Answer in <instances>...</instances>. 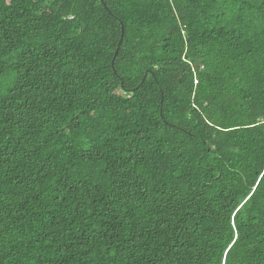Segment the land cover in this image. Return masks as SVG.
Segmentation results:
<instances>
[{"label":"trees","instance_id":"1","mask_svg":"<svg viewBox=\"0 0 264 264\" xmlns=\"http://www.w3.org/2000/svg\"><path fill=\"white\" fill-rule=\"evenodd\" d=\"M103 1L0 0V264H264V0Z\"/></svg>","mask_w":264,"mask_h":264},{"label":"water","instance_id":"2","mask_svg":"<svg viewBox=\"0 0 264 264\" xmlns=\"http://www.w3.org/2000/svg\"><path fill=\"white\" fill-rule=\"evenodd\" d=\"M100 2L104 5V7L107 9V7L105 6V3L103 0H100ZM121 36H122V26H121V35H120V39H119V42H118V46H119V43L121 41ZM118 46L116 47L114 53L116 54L117 53V50H118Z\"/></svg>","mask_w":264,"mask_h":264}]
</instances>
